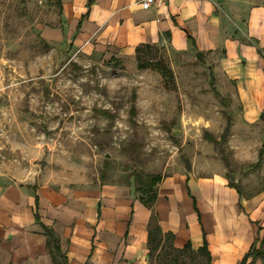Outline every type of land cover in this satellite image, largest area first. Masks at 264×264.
I'll use <instances>...</instances> for the list:
<instances>
[{
	"label": "crops",
	"instance_id": "1",
	"mask_svg": "<svg viewBox=\"0 0 264 264\" xmlns=\"http://www.w3.org/2000/svg\"><path fill=\"white\" fill-rule=\"evenodd\" d=\"M58 1L70 28L63 35L78 54L138 61L137 47L148 45L143 56L151 59L158 48L206 60L240 105L230 147L240 161H258L264 137L257 147L244 135L264 127V0H164L149 9L138 0ZM204 142L159 182L160 226L174 234L175 248L190 243L197 252L206 244L211 264H240L251 249L259 254L246 263L264 264V186H232L223 159ZM134 192L130 182L98 185L74 173L19 179L0 172V264H55L45 226L59 237L58 264L64 256L66 264H150L151 210Z\"/></svg>",
	"mask_w": 264,
	"mask_h": 264
},
{
	"label": "rangeland",
	"instance_id": "2",
	"mask_svg": "<svg viewBox=\"0 0 264 264\" xmlns=\"http://www.w3.org/2000/svg\"><path fill=\"white\" fill-rule=\"evenodd\" d=\"M64 26L55 0H0V172L74 173L98 185L132 182L134 170L165 175L203 150L206 127L219 137L230 117L223 152L212 147L228 157L231 181L264 186V156L252 171L230 147L240 105L206 60L153 49L150 57L174 72L175 86L166 88L160 72L140 69L136 58L78 54ZM263 131L245 141L258 147ZM168 251L158 249L152 263L170 259ZM178 264L206 259L186 253Z\"/></svg>",
	"mask_w": 264,
	"mask_h": 264
},
{
	"label": "trees",
	"instance_id": "3",
	"mask_svg": "<svg viewBox=\"0 0 264 264\" xmlns=\"http://www.w3.org/2000/svg\"><path fill=\"white\" fill-rule=\"evenodd\" d=\"M56 5L58 6V9L60 13L62 12V5L58 0H55ZM79 26V24H78ZM150 49V46L148 45H142L137 47V58H138V67L141 68H152L154 70H158L161 74V76L164 78V84L166 88H170V86H175V77L172 69L166 64V62L162 59H156L153 60L151 58H148L147 56H143L144 54H147V50ZM172 84V85H171ZM106 113L107 111H102ZM132 115L135 114V107L132 106L131 108ZM262 119L264 120V114H262ZM231 118L229 117L227 120V123L224 127V130L222 131L221 135L219 137L215 136L212 133H209L208 131H204L203 136L208 141L214 143L216 146L220 147V151L223 152V144L227 142L228 136L230 135V129H231ZM264 156V148H261L259 152V159L255 163H251L249 165L250 169L258 168L262 165ZM222 159L227 167H229V159L226 155H222ZM133 176V180H127V182L133 183L136 192L139 193V199L141 202L147 206L151 210V216L148 222V249H149V257H150V264L152 263V258L154 257L156 251L158 249L169 251L166 254L174 253L173 256L165 260L163 264H178L179 258L183 254H190L192 256L200 255L201 257H204L206 259V264H211V255L207 249V245L204 244L197 252L193 251L191 248V244L187 243L183 248L178 249L175 248L172 244L174 234L171 232L164 233L162 230L157 211L155 209V203L158 195V184L162 180L163 175L161 173H151L147 172L144 173L143 171H137L134 170L131 174ZM230 184L234 187L238 188V184L234 181H230ZM45 232L48 238V246L50 248V252L54 258V263L58 264L57 262V256H62L60 243H59V237L55 234V232L45 226ZM257 255L259 254V251H256L255 249H251L248 251L244 258L242 259L240 264H247V258L251 255ZM63 264H66V257L64 256Z\"/></svg>",
	"mask_w": 264,
	"mask_h": 264
},
{
	"label": "built area",
	"instance_id": "4",
	"mask_svg": "<svg viewBox=\"0 0 264 264\" xmlns=\"http://www.w3.org/2000/svg\"><path fill=\"white\" fill-rule=\"evenodd\" d=\"M138 2L140 3L143 9H149L152 6H161L164 0H138Z\"/></svg>",
	"mask_w": 264,
	"mask_h": 264
},
{
	"label": "water",
	"instance_id": "5",
	"mask_svg": "<svg viewBox=\"0 0 264 264\" xmlns=\"http://www.w3.org/2000/svg\"><path fill=\"white\" fill-rule=\"evenodd\" d=\"M263 147H264V140H263Z\"/></svg>",
	"mask_w": 264,
	"mask_h": 264
}]
</instances>
